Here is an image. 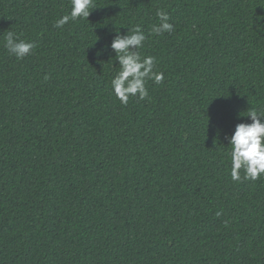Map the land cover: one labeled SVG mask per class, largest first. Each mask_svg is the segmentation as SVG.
Segmentation results:
<instances>
[{
  "label": "trees",
  "instance_id": "1",
  "mask_svg": "<svg viewBox=\"0 0 264 264\" xmlns=\"http://www.w3.org/2000/svg\"><path fill=\"white\" fill-rule=\"evenodd\" d=\"M93 3L55 28L71 0H0V264H264V177L228 155L264 110V0ZM137 24L164 80L123 106L110 44Z\"/></svg>",
  "mask_w": 264,
  "mask_h": 264
},
{
  "label": "clouds",
  "instance_id": "2",
  "mask_svg": "<svg viewBox=\"0 0 264 264\" xmlns=\"http://www.w3.org/2000/svg\"><path fill=\"white\" fill-rule=\"evenodd\" d=\"M94 8L93 0H71L70 13L60 17L54 27L63 28L69 22L87 20ZM156 15L159 23L152 26L151 32L156 36L172 34L175 27L170 23L169 13L165 9H157ZM254 25L257 32H264V18L253 20L252 29ZM127 30V34L123 36L117 30L110 44L120 68L112 77L110 87L114 98L123 106H127L130 98H149L148 81L158 85L164 80V73L157 69L155 57H142L140 54L139 50L144 48L146 40L142 26L137 24ZM3 47L17 60H23L32 54L36 45L20 39L13 31H7ZM246 117L251 122L237 124L228 139L231 145V151L228 153L231 160L230 177L236 183L244 180L256 181L264 177V110H248Z\"/></svg>",
  "mask_w": 264,
  "mask_h": 264
}]
</instances>
